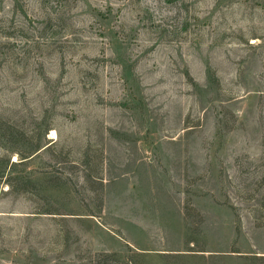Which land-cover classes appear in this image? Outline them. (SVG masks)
<instances>
[{
  "label": "rangeland",
  "instance_id": "1",
  "mask_svg": "<svg viewBox=\"0 0 264 264\" xmlns=\"http://www.w3.org/2000/svg\"><path fill=\"white\" fill-rule=\"evenodd\" d=\"M0 264H264V0H0Z\"/></svg>",
  "mask_w": 264,
  "mask_h": 264
}]
</instances>
